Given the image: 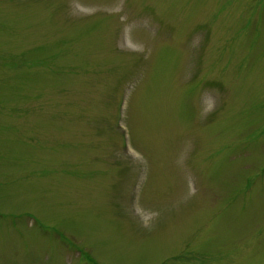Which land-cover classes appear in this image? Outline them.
Segmentation results:
<instances>
[{"label": "rangeland", "instance_id": "374dc122", "mask_svg": "<svg viewBox=\"0 0 264 264\" xmlns=\"http://www.w3.org/2000/svg\"><path fill=\"white\" fill-rule=\"evenodd\" d=\"M0 264H264V0H0Z\"/></svg>", "mask_w": 264, "mask_h": 264}]
</instances>
